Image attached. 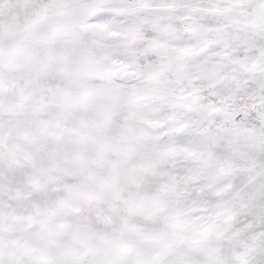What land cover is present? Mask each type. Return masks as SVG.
Instances as JSON below:
<instances>
[{
    "label": "snow or ice",
    "instance_id": "6c2138e0",
    "mask_svg": "<svg viewBox=\"0 0 264 264\" xmlns=\"http://www.w3.org/2000/svg\"><path fill=\"white\" fill-rule=\"evenodd\" d=\"M0 264H264V0H0Z\"/></svg>",
    "mask_w": 264,
    "mask_h": 264
}]
</instances>
